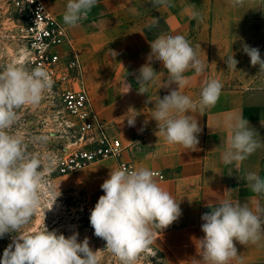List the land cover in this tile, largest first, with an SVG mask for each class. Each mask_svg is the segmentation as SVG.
Here are the masks:
<instances>
[{
  "label": "crops",
  "instance_id": "1",
  "mask_svg": "<svg viewBox=\"0 0 264 264\" xmlns=\"http://www.w3.org/2000/svg\"><path fill=\"white\" fill-rule=\"evenodd\" d=\"M45 2L64 24L68 0ZM193 12L199 14L197 19L191 18ZM67 29L83 61L93 104L109 134L122 144V161L162 173L165 179L158 182L180 202L182 215L167 229L154 230L151 245L163 253L166 264H203L199 239L205 235L204 213L225 198L264 206V197L256 196L245 180L249 172L264 179V147L239 165L221 161L230 116L243 114L258 132L256 139L264 140V73L243 51L245 44L258 48L264 59V0H244L239 7L231 0H168L164 6H153V0H98L86 20ZM160 34L183 35L206 65L200 75L194 70L184 74L190 82L182 93L196 101L206 81L215 79L223 85L215 106L202 114L189 113L201 127L196 151L169 145L156 135L155 104L177 88L162 87L168 73L159 61L151 63L156 83L146 85L144 94L138 92V70L148 62L150 43ZM230 56L238 61L237 69L228 67ZM135 115L134 126H129L127 118ZM116 168L118 159H106L67 175L70 189L82 205H95L104 195L101 184ZM234 243L238 260L231 264H264V238L258 244Z\"/></svg>",
  "mask_w": 264,
  "mask_h": 264
},
{
  "label": "clouds",
  "instance_id": "2",
  "mask_svg": "<svg viewBox=\"0 0 264 264\" xmlns=\"http://www.w3.org/2000/svg\"><path fill=\"white\" fill-rule=\"evenodd\" d=\"M167 3L168 0H153V6ZM97 4L98 0H68L62 16L64 24L68 28L77 27ZM243 4L244 0H231L233 7ZM198 17L195 12L191 15L193 19ZM150 48L148 62L138 70V92L144 94L146 85L156 83L157 72L151 66L153 60L167 70L168 78L162 87L177 85L155 104L152 119L157 122L156 135L169 145L196 151L201 127L197 118L189 113L199 111L202 114L215 106L223 85L215 79L206 81L199 99L193 101L181 91L190 82L184 74L194 70L200 75L205 72L206 65L190 42L181 34H160L150 43ZM243 51L250 57L251 65L259 66V73H264V59L259 49L245 44ZM226 63L236 68L238 61L230 56ZM53 85L48 71L40 66L29 70L20 64H9L0 71V238L7 233L17 234L4 250L0 264H99L100 250L94 252L90 248L88 237L80 242L78 233L65 237L45 226L38 231H21L51 195L50 188L45 190V171L51 172L58 159L50 153H45L43 158L40 153H29L24 137L12 130L19 123L20 110L38 106ZM136 116L127 118L129 126H134ZM225 126L228 137L221 154L225 165H239L264 147V140L256 139L258 132L249 127L243 114L230 116ZM46 139L36 138L40 142ZM156 177L157 173L147 167H120L110 170L100 186L104 195L91 210L90 225L94 235L106 241L104 249L118 264H137L152 244L154 230L167 229L182 215L180 202ZM245 180L256 196L264 197V179L249 172ZM60 194L54 196V202ZM211 208V212L201 217V230L205 234L199 239L203 264H231L238 260L234 242L258 244L264 238V206H250L247 201L225 198Z\"/></svg>",
  "mask_w": 264,
  "mask_h": 264
},
{
  "label": "built area",
  "instance_id": "3",
  "mask_svg": "<svg viewBox=\"0 0 264 264\" xmlns=\"http://www.w3.org/2000/svg\"><path fill=\"white\" fill-rule=\"evenodd\" d=\"M18 17L19 37L24 45L23 61L30 69L45 68L70 118L72 142L58 158V176L77 174L106 159H118L119 168L134 169L122 161L121 142L112 137L96 110L84 80V64L67 27L53 14L45 0H7ZM157 173V180L165 176ZM95 205L85 203L81 212L90 224Z\"/></svg>",
  "mask_w": 264,
  "mask_h": 264
},
{
  "label": "rangeland",
  "instance_id": "4",
  "mask_svg": "<svg viewBox=\"0 0 264 264\" xmlns=\"http://www.w3.org/2000/svg\"><path fill=\"white\" fill-rule=\"evenodd\" d=\"M24 45L19 37L18 17L7 0H0V71L9 64H20L31 70L23 61ZM245 79H248L246 76ZM70 118L64 112L57 88H52L41 100L38 106H27L20 110V120L14 126L13 133H20L26 142L29 153L53 154L57 159L63 155L72 142L69 129ZM46 137V142L36 140ZM55 167L51 172L45 171L47 184L45 190L51 195L45 198L37 214L21 231H38L44 226L49 231H56L65 237L78 233V241L89 238V246L95 252L100 250L99 264H118L117 260L107 249L106 241L94 235V229L81 212L82 199L73 194L68 182V176H58ZM61 193V194H60ZM54 202V196L59 195ZM51 202H54L52 208ZM16 233H7L0 238V259L4 250L12 243ZM137 264H166L162 252L150 245L143 253Z\"/></svg>",
  "mask_w": 264,
  "mask_h": 264
}]
</instances>
